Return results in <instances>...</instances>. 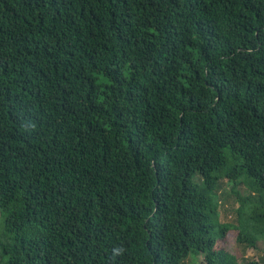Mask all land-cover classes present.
I'll return each mask as SVG.
<instances>
[{"label": "trees", "instance_id": "1", "mask_svg": "<svg viewBox=\"0 0 264 264\" xmlns=\"http://www.w3.org/2000/svg\"><path fill=\"white\" fill-rule=\"evenodd\" d=\"M231 236L264 240V0H0V264H264Z\"/></svg>", "mask_w": 264, "mask_h": 264}, {"label": "rangeland", "instance_id": "2", "mask_svg": "<svg viewBox=\"0 0 264 264\" xmlns=\"http://www.w3.org/2000/svg\"><path fill=\"white\" fill-rule=\"evenodd\" d=\"M230 187L226 186L224 183V186L218 191V195H221L222 193V199H220V207H219V218L220 221L223 222H231L234 220V211L238 206V203L236 202L235 197H233V194L230 193ZM234 236V235H233ZM226 248L229 251L236 252L238 251L240 255H242V259L246 260H260L264 258V240L260 239L257 242V247L254 248H248V247H237L236 242H234L233 237L231 236L226 244ZM240 259L239 261L241 262ZM191 258H187L185 262H190Z\"/></svg>", "mask_w": 264, "mask_h": 264}, {"label": "clouds", "instance_id": "3", "mask_svg": "<svg viewBox=\"0 0 264 264\" xmlns=\"http://www.w3.org/2000/svg\"><path fill=\"white\" fill-rule=\"evenodd\" d=\"M112 252H113V260H115L116 257L124 255L125 249L122 246L114 247Z\"/></svg>", "mask_w": 264, "mask_h": 264}]
</instances>
